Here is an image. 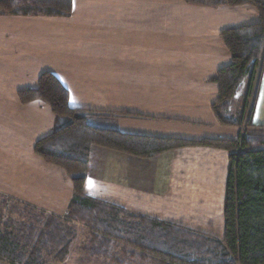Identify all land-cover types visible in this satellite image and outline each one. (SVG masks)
Here are the masks:
<instances>
[{
  "label": "crops",
  "instance_id": "0c3cea01",
  "mask_svg": "<svg viewBox=\"0 0 264 264\" xmlns=\"http://www.w3.org/2000/svg\"><path fill=\"white\" fill-rule=\"evenodd\" d=\"M259 20L251 5L214 0H73L63 17L0 12V201L62 217L73 198L67 173L34 151L54 130L50 106L19 98L44 73L69 91L72 108L124 113L115 122L123 133L236 140L243 130L222 126L213 112L219 94L211 79L232 63L221 33ZM252 122L264 126V70ZM228 171L221 149L144 159L93 146L84 191L222 240ZM77 237L62 264H154L115 239L103 250L89 230Z\"/></svg>",
  "mask_w": 264,
  "mask_h": 264
},
{
  "label": "trees",
  "instance_id": "16d2710c",
  "mask_svg": "<svg viewBox=\"0 0 264 264\" xmlns=\"http://www.w3.org/2000/svg\"><path fill=\"white\" fill-rule=\"evenodd\" d=\"M215 1L248 4L260 14L256 24L221 33L232 63L211 79L218 85L219 98L212 109L219 124L244 131L236 140L199 141L123 133L115 122L124 113L72 108L69 91L59 79L51 73L42 74L38 87L22 90L19 98L24 104L43 101L50 106L54 130L35 144L34 151L67 173L74 195L66 218L22 206H14L7 216L8 204H4L0 212L1 263L62 264L76 240V225L82 224L90 231L92 242L103 250L115 239L134 247L154 264H264V126L252 122L264 70V0ZM72 11L73 0L0 1V12L9 15L63 17ZM242 89L238 104L236 95ZM93 146L144 159L185 147L228 151L223 239L132 215L88 196L84 187ZM14 216L18 220L12 219Z\"/></svg>",
  "mask_w": 264,
  "mask_h": 264
},
{
  "label": "rangeland",
  "instance_id": "374dc122",
  "mask_svg": "<svg viewBox=\"0 0 264 264\" xmlns=\"http://www.w3.org/2000/svg\"><path fill=\"white\" fill-rule=\"evenodd\" d=\"M238 101V104L240 103V100H237ZM5 203H4V201L2 202V200L0 201V212H1V210H2V207H3V205H4ZM14 207V205L13 204H8V209H5V215H7V216H9L8 214H9V210L10 209H12ZM12 219H14V220H18V218H17V216H14ZM77 227H76V230H77V236H78V232L79 231H84V230H88L84 225H82V224H77L76 225ZM87 235H89V234H81V236L80 237H82L80 240H90V238H88L87 237ZM84 236H85V238H84ZM78 239V237H76V240ZM75 240V241H76ZM73 246H74V244H73ZM72 246V247H73ZM82 246H83V244H82ZM120 258V257H119ZM123 258V257H122ZM122 258H120L121 260H122Z\"/></svg>",
  "mask_w": 264,
  "mask_h": 264
},
{
  "label": "built area",
  "instance_id": "2783aa9c",
  "mask_svg": "<svg viewBox=\"0 0 264 264\" xmlns=\"http://www.w3.org/2000/svg\"><path fill=\"white\" fill-rule=\"evenodd\" d=\"M244 131V130H243ZM69 215L68 212L65 213V215H63L61 218H66Z\"/></svg>",
  "mask_w": 264,
  "mask_h": 264
}]
</instances>
